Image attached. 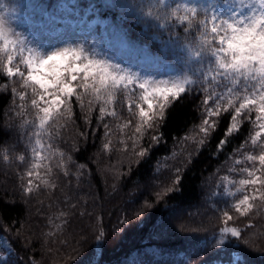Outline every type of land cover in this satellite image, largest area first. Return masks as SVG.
<instances>
[{
    "label": "trees",
    "instance_id": "trees-1",
    "mask_svg": "<svg viewBox=\"0 0 264 264\" xmlns=\"http://www.w3.org/2000/svg\"><path fill=\"white\" fill-rule=\"evenodd\" d=\"M70 1L80 15L90 7L102 21L92 35L107 32L123 38L127 48L114 47L109 55L119 60L139 56L157 68L176 66L161 43L167 32L144 15L157 11L158 0H0V14L43 22L45 13L58 14L61 3ZM98 50L108 49L101 44ZM17 62L11 66H19ZM6 65L0 53V233L11 247L6 264H125L129 259L140 264H233V254H239L241 264H264V199H250L251 211L241 215L235 206L250 194L242 186L232 193L240 178L248 177L236 158L253 168L239 148L247 153L253 147L254 123L240 119L238 130L229 134L235 113L222 108L210 117L212 127L205 135L200 95L170 97L162 118L157 103L146 121L139 113V87L134 95L118 92L113 102L101 104L81 85L51 126L38 130L33 123L38 124L37 110L31 105L38 93L31 82L25 86L22 67L23 77H10ZM221 140L226 141L223 146ZM225 176L231 180L229 189ZM172 208L181 214L166 222ZM224 227L237 228L242 237L225 236ZM125 235L128 245L119 250L115 239Z\"/></svg>",
    "mask_w": 264,
    "mask_h": 264
},
{
    "label": "snow or ice",
    "instance_id": "snow-or-ice-1",
    "mask_svg": "<svg viewBox=\"0 0 264 264\" xmlns=\"http://www.w3.org/2000/svg\"><path fill=\"white\" fill-rule=\"evenodd\" d=\"M158 4L155 13L149 10L144 15L156 21V27L167 32V40L161 43L166 45L164 51L171 53L176 65L169 67L168 74L181 77L183 83L149 90L146 85L156 84L155 76L160 73L148 69L135 70L115 55H109L114 47L127 48L123 38L116 34L110 36L102 32L99 36L92 35L87 41L67 37L63 46L53 45L55 50L44 54L39 45L20 33H13L9 23L0 16V53L6 56L7 76H24L18 66L15 70L11 66L14 60L18 59V63L26 68L25 86L31 82L33 93H38V100H31L32 107L37 110L38 124L33 123L38 130L51 126L50 122L59 115L60 107L68 103L81 85L85 93H90L101 104L113 102L118 92L134 95L138 85L149 111L154 108L153 101L158 102L161 118L165 102L170 97L176 99L185 92L195 93L202 96L199 107L208 115H219L222 108L235 113L231 118L232 126L227 130L229 134L238 130L240 119L257 124L258 130L251 135V145L258 147L260 154L245 157L253 168L240 169L249 178L239 181L241 185L251 186L253 195H244L235 206L241 215H245L253 207L250 199H264V144L258 143L264 139V0H178L175 4L158 0ZM44 15L47 17V13ZM68 23L67 20L50 17L47 24L39 26L49 34H55L62 31L58 24ZM13 34L15 39L10 38ZM101 44L108 50L99 51ZM154 59L159 60L158 57ZM76 99L83 107L81 97L76 96ZM131 108L129 105L130 111ZM99 112L105 113V108L100 107ZM253 112L254 121L251 120ZM139 113L142 118L151 119L143 107ZM111 114L115 115V112ZM203 125L208 126L201 127L207 135L212 125L208 120H204ZM136 131L140 132V128ZM34 135H39V131ZM49 139H54L51 133ZM36 142L39 144L40 140ZM225 143V140L220 141L221 146ZM48 146L51 148V144ZM39 155L37 152L36 156ZM139 155L143 156L145 152L141 151ZM20 160L23 161L24 157L21 156ZM257 161L259 169L255 167ZM257 171L260 175L256 174ZM27 175L31 177L33 172L29 171ZM222 179L227 180V177ZM31 183L30 179L29 192L32 191ZM242 205L245 206L243 211ZM224 215L227 220L232 219L227 212ZM221 231L230 238L242 237L241 231L235 227H224ZM224 242L220 240L221 244Z\"/></svg>",
    "mask_w": 264,
    "mask_h": 264
},
{
    "label": "rangeland",
    "instance_id": "rangeland-1",
    "mask_svg": "<svg viewBox=\"0 0 264 264\" xmlns=\"http://www.w3.org/2000/svg\"><path fill=\"white\" fill-rule=\"evenodd\" d=\"M71 14H72V12L70 10V7L68 5H62L61 16L57 17V18L60 19V20H67L70 23H68V24H58L57 27L60 28L62 31H60L58 33H55V34H49L45 29H42L40 26L34 25V24L30 23L29 21H25V20H22V19H5V20L9 23L10 29L13 31V33H20L23 37H26L28 40L33 41L36 45H39L40 48L43 50L44 54H46V53H48V52H50L52 50H55L53 48V45H55L57 47L63 46V40L65 38H67V37H72L73 39H83V36L88 34V33H90V31L93 29V27L99 22L98 18L95 17V16H88L86 14V15H83L82 17H79L76 14V16L72 17ZM50 17H55V16H47L45 18L44 24H47V19L50 18ZM10 38L15 39L16 37L13 34ZM24 55H27V52H25ZM124 61L126 62V65L133 67L135 70H141V69L152 70V68L149 67V66H147V67L141 66L139 64L140 61L137 60V59H134V58L128 57ZM16 67L17 66H15V68ZM18 67L19 68L22 67L25 70V75L27 76V70L24 67V65L20 64ZM15 68H14V70H15ZM168 71H169V69H164V70L160 69L158 71L160 74L155 76V80L157 81V83L156 84L146 85V87H148L149 90H151L152 88H155V87H160V88L172 87V85L174 83H183L182 81L176 80L171 75H169ZM149 79L151 80L152 78L149 77ZM142 95H143V92H142ZM141 100H142V97H141ZM142 103H143V108L145 109L146 112L149 113V117H151L153 111L157 108L156 104L158 102L157 101H153L154 108L151 111L148 110L146 102H144L142 100ZM211 116L215 118V115H208L207 112H206L204 120L210 121V117ZM145 120L147 121L148 118H146ZM204 120L202 118L201 121L203 122ZM205 128H207V127H205ZM257 130H258V126H257ZM258 143H260V142H258ZM183 144L187 145L185 143H183ZM179 151L181 152L180 149H179ZM251 154L258 156L260 154V151H259V149L258 150H254V151L251 152ZM256 174L260 175V171H257ZM229 179L225 180V182H226L225 187L227 189H229V185L231 183V180H229ZM242 179H247V178H243L242 177ZM240 186H241V184H238L237 189L232 191V193H235L236 191H238ZM248 193H250V196H251L253 194V191L252 190H247L246 194H248ZM202 210H203V206L200 207V208H197L195 210V212H198V211L201 212ZM193 212H191V213H193ZM180 214H181V209L179 210V208L178 209L172 208L168 212V214L166 215L165 220L167 222L174 215L175 216H179ZM260 215H261V218H264V213L263 212H260ZM199 217L200 216H196L197 219H199ZM192 220H189V221L192 222ZM261 221H264V220H261ZM114 244L119 247V250H120V248L122 246L126 247V245H128L127 235L120 237L118 240L115 239V243ZM118 247H116V248H118ZM116 248L114 249V251H116ZM10 251H11L10 244L8 243L6 237L0 233V264H6L7 263V258L9 256ZM232 251L233 250H229L227 254L230 256V252H232ZM259 256L261 257V252L259 253ZM232 262H233V264L234 263L235 264H241L242 261H241V259L239 260V254H233ZM125 264H140V263H139L138 259L135 260V261H133L132 259H129V260L126 261Z\"/></svg>",
    "mask_w": 264,
    "mask_h": 264
}]
</instances>
